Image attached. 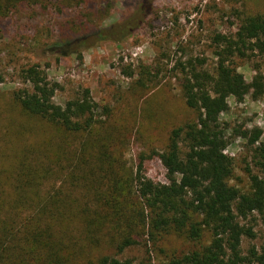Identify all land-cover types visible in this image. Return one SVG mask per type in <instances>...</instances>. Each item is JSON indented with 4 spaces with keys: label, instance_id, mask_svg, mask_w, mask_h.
<instances>
[{
    "label": "trees",
    "instance_id": "trees-1",
    "mask_svg": "<svg viewBox=\"0 0 264 264\" xmlns=\"http://www.w3.org/2000/svg\"><path fill=\"white\" fill-rule=\"evenodd\" d=\"M242 1L236 33L212 40L215 67L195 59L173 70L191 116L171 129L163 151L142 154L137 164L125 149L139 103L158 88L150 68L140 66L138 79L132 66L123 69L136 90L129 102L137 103L125 119L122 111L101 108L89 90L56 104L60 85L39 65L17 70L24 86L0 88V264H155L150 254L157 252L165 254L158 264H264V242L251 243L259 219L264 223L263 132L223 119L230 98L241 103L251 91L254 99L264 95L263 73L255 69L248 83L238 72L239 60L264 57V7ZM108 3L0 0V25L20 12L55 11L63 23L54 50L81 58L72 49L80 37L102 33L80 34L74 19L82 23L83 12ZM235 139L252 154L254 167L243 161L247 181L225 154ZM155 157L165 183L145 174V162ZM167 236L183 240L184 249L166 253L159 243ZM139 246L148 257L119 258Z\"/></svg>",
    "mask_w": 264,
    "mask_h": 264
},
{
    "label": "rangeland",
    "instance_id": "rangeland-1",
    "mask_svg": "<svg viewBox=\"0 0 264 264\" xmlns=\"http://www.w3.org/2000/svg\"><path fill=\"white\" fill-rule=\"evenodd\" d=\"M252 3L264 7V0ZM242 5V0H153L145 4L142 0H109L95 13L83 12L82 23L74 19L78 14L74 16L70 11L71 18L79 24L76 32L81 34L88 28L102 33L101 39L98 34L80 37L81 44L71 47L81 58L78 54L60 56L53 48L59 40L61 15L55 11H35L34 15L20 12L0 25V78L4 79L0 88L24 86L14 77L17 70L39 65L49 81L60 85L54 98L56 104L64 106L89 90L101 108L122 111L125 119L137 103L129 102L136 90H131L134 80L124 76L123 69L132 66L138 79L140 66L150 68L151 80L158 83V88L139 103L140 114L131 125L134 130L125 149L129 161L137 164L140 155L163 151L171 129L191 116L173 70L179 73L187 61L195 59L205 60L203 67L213 69L216 59L212 40L219 33H236L238 21L234 13ZM84 45L93 47L85 49ZM255 69L264 74V57L238 61V72L248 83H252ZM252 94L249 92L241 103L230 98L231 109L223 119L247 129L260 128L264 141V95L254 99ZM225 154L237 160L236 176L247 181L243 161L254 166L246 142L233 140ZM144 170L149 179L166 182V171L157 157L147 160ZM257 231L258 238L251 243L260 246L264 242V223L260 219ZM185 244L177 236H167L159 246L169 253L183 250ZM150 255L155 264L165 259L163 253ZM146 256L144 247L139 246L119 258L142 260Z\"/></svg>",
    "mask_w": 264,
    "mask_h": 264
}]
</instances>
